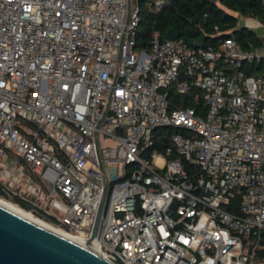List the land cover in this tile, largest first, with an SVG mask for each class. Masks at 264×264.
Segmentation results:
<instances>
[{"label": "built area", "instance_id": "2783aa9c", "mask_svg": "<svg viewBox=\"0 0 264 264\" xmlns=\"http://www.w3.org/2000/svg\"><path fill=\"white\" fill-rule=\"evenodd\" d=\"M138 22L0 0V199L115 264H264V39L141 46Z\"/></svg>", "mask_w": 264, "mask_h": 264}, {"label": "trees", "instance_id": "16d2710c", "mask_svg": "<svg viewBox=\"0 0 264 264\" xmlns=\"http://www.w3.org/2000/svg\"><path fill=\"white\" fill-rule=\"evenodd\" d=\"M137 2L139 22L136 44L141 46L148 45L155 31L160 36H165L173 25H177L180 38L192 47L216 44L222 38H232L245 49L256 48L262 43V38L256 31L243 25L241 19L255 18L264 23L263 0H160L158 3L156 0H137ZM172 130L170 127H163L156 129L155 133L169 135ZM40 217L48 220V217Z\"/></svg>", "mask_w": 264, "mask_h": 264}, {"label": "water", "instance_id": "95a60500", "mask_svg": "<svg viewBox=\"0 0 264 264\" xmlns=\"http://www.w3.org/2000/svg\"><path fill=\"white\" fill-rule=\"evenodd\" d=\"M130 0H127L129 13ZM165 38L180 37L177 25ZM100 205L91 231L95 236ZM0 264H115L88 244L72 239L0 203Z\"/></svg>", "mask_w": 264, "mask_h": 264}, {"label": "bare ground", "instance_id": "6f19581e", "mask_svg": "<svg viewBox=\"0 0 264 264\" xmlns=\"http://www.w3.org/2000/svg\"><path fill=\"white\" fill-rule=\"evenodd\" d=\"M0 203L3 204V205H5V206H7V207H9V208H11V209H13V210H15V211H17L18 213H20V214H22V215H25V216H27V217H29V218L35 220L36 222H38V223H40V224H42V225H44V226H46V227H49V228H51V229H53V230H55V231H57V232H59V233H62L63 235H66V236H68V237H70V238H72V239H75V240L80 241V242H82V243L88 244V245H90L91 247H93L95 250H97V249L93 246V243H91V242H87V241H85V240L79 238L78 236H75V235L69 234V233L65 232L64 230H62V229H60V228H57V227H55V226L49 224L48 222L42 220L41 218L35 217V216L32 215L31 213H29V212H27V211H25V210L19 208L18 206L14 205V204H12V203H10V202H7V201H4V200L0 199Z\"/></svg>", "mask_w": 264, "mask_h": 264}, {"label": "crops", "instance_id": "0c3cea01", "mask_svg": "<svg viewBox=\"0 0 264 264\" xmlns=\"http://www.w3.org/2000/svg\"><path fill=\"white\" fill-rule=\"evenodd\" d=\"M243 25L252 28L256 31L257 35H259L262 40L264 39V23H261L259 20L255 18H244L242 19ZM261 28L259 31L258 29Z\"/></svg>", "mask_w": 264, "mask_h": 264}, {"label": "rangeland", "instance_id": "374dc122", "mask_svg": "<svg viewBox=\"0 0 264 264\" xmlns=\"http://www.w3.org/2000/svg\"><path fill=\"white\" fill-rule=\"evenodd\" d=\"M241 23L243 24L242 19H241ZM258 30L260 31L261 28H259ZM99 141H100V145H101V146H102V145H108V146L113 145V140H112L111 138H104V137L100 136ZM34 216H36V215H34ZM37 217H38V216H37ZM39 218H41V217H39ZM41 219L44 220V221H47V220H45V219H43V218H41ZM47 222H49V221H47Z\"/></svg>", "mask_w": 264, "mask_h": 264}]
</instances>
